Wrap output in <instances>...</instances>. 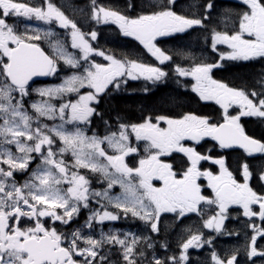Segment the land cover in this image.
<instances>
[{
  "label": "snow or ice",
  "instance_id": "snow-or-ice-1",
  "mask_svg": "<svg viewBox=\"0 0 264 264\" xmlns=\"http://www.w3.org/2000/svg\"><path fill=\"white\" fill-rule=\"evenodd\" d=\"M174 4L175 0H168L159 10L130 16L92 0L88 19L97 26L115 25L123 37L138 41L164 65L172 56L157 46V38L205 28L214 9L208 2L199 17H189L174 11ZM243 4L247 10L238 14L237 28L211 32L212 51H217V45H227L230 51L220 52L216 62L175 67L180 77H191L192 91L202 101L219 105L222 122L193 113L175 119L148 116L139 123L119 122L115 130L105 121L109 131L99 136L95 132L89 135L88 129L94 115L103 119L97 106L106 95L121 89L129 79L162 82L168 72L102 50L98 31L82 30L53 0H43L39 6L28 0H0V264H111L107 253L112 249L120 253L122 264H143L141 258L148 256V264H188L190 248L213 246L214 237L205 236L203 229L217 235H239L224 228L233 205L248 218L251 233L244 247L248 258L264 256V250L257 248V238H264V191L250 186L253 172L247 160L239 162L241 183L223 155H204L185 143L199 144L210 137L221 149L264 155V140L247 134L241 124L242 117L264 119V79L250 87H235L214 78V70L223 61L264 58V0H243ZM21 19L62 29L67 42L57 40L51 43V52H46L40 42L55 35L52 27L44 30L25 25L20 32L17 24ZM97 57L102 60L97 62ZM63 66L74 71L61 83L31 88L34 77L55 76ZM33 92L39 100L26 99ZM73 94L75 98H71ZM232 108L234 113L229 111ZM133 137L147 142L146 155L130 165L126 158L138 153ZM173 153L186 157L175 168L162 159ZM65 154L71 155V164L65 161ZM33 161L36 166L30 169ZM202 161L218 165L219 172L202 170ZM16 173H27L28 179L20 183ZM90 174H98L106 182L103 191L92 187ZM258 176L264 181V168ZM201 179L207 181L212 195L203 194ZM116 186L120 191L113 194ZM93 202L99 207L90 210L85 221L89 230L94 222L102 226L130 216L143 221L151 233H158L163 213L174 214L181 222L196 214L202 227L188 231L178 256L163 257L147 253L155 244L150 235L101 229L97 239L91 231L84 234L77 228L66 233L60 229ZM257 217L260 226L254 222ZM238 255L236 250L221 257L213 248L211 260L213 264H241Z\"/></svg>",
  "mask_w": 264,
  "mask_h": 264
},
{
  "label": "flooded vegetation",
  "instance_id": "flooded-vegetation-1",
  "mask_svg": "<svg viewBox=\"0 0 264 264\" xmlns=\"http://www.w3.org/2000/svg\"><path fill=\"white\" fill-rule=\"evenodd\" d=\"M118 1V2H117ZM29 3L34 4V5H41L43 3V0H28ZM53 2L57 5L60 6L66 13V15L69 16V18L74 19L77 21L79 26H84V29L87 31L89 28L95 29V26L90 25L88 20H87V15L89 11V6L92 5V0H53ZM98 4H101L105 7H112L113 4H122L124 7L125 12L128 11L129 8V0H97ZM142 5V4H141ZM66 7V8H65ZM108 7V8H110ZM114 10V9H113ZM146 10V8H145ZM128 15V14H127ZM24 20L21 19L18 24V30L20 32L25 31V26L28 25L27 23L23 22ZM32 22H30L31 24ZM29 26V25H28ZM56 28V27H55ZM30 30V29H29ZM96 30V29H95ZM59 31V30H58ZM62 33L56 37L57 40L61 42H67V34L64 30H62ZM103 33V40L107 42V45L109 46L110 50L109 53L113 54L118 58V56L121 54V58H126V59H135L138 62L141 63H146V64H151L153 66H160L162 67L165 71L169 70L170 68H174L179 65L181 67H190L192 66V61H194V56L197 57H204V56H209L208 54V48L210 46V41L208 38L205 36L201 35H194L192 32H185V33H177V34H172L170 36H164V37H158L157 38V46L160 47L162 50H165L169 55L172 56V61L166 62L164 65H160L158 61H156L155 57L151 55V57L148 55L146 56V53L148 52L142 45L139 44L138 41H135L133 38L130 37H123L119 30L117 31H112L108 29H102ZM208 33H210L208 31ZM116 35V36H115ZM196 37V38H195ZM207 39L206 44L207 47L205 48V51L202 52L200 55H193V52H197L196 50L200 51L203 49V45L205 46V41ZM55 42V41H54ZM53 42V43H54ZM41 47L45 49L46 52H51V46L49 43V38L43 39L41 42ZM196 43V44H193ZM179 49H189L192 54L189 55H184L178 52ZM69 51H72L69 48ZM147 51V52H146ZM62 64V62H61ZM74 70L68 68L67 66H63L60 71L55 76H50L46 80H36V83L31 82L30 86L31 88H39V87H50L57 85L61 83L67 76L71 75ZM169 73V72H168ZM131 81V79L128 80V82ZM127 82V83H128ZM143 85L149 87L146 83L142 81ZM194 81H192L191 77H186V78H166L163 82L162 85L157 86L158 89L160 87H166L167 90H173V91H180L182 93H195L192 91V84ZM84 90H81L83 92ZM197 94V93H195ZM71 98H75L74 94ZM30 101L33 100H39L40 97L33 92L32 95L28 98H26ZM207 102H213V101H205L204 103ZM207 105H212V103H207ZM220 113V117L213 115H205L200 113L199 111H193V110H182V111H171L168 112L167 115L161 114L164 116H167L169 118H180L182 115L187 114V113H193L196 115H202V116H207L209 117L210 121H220L222 122V111L218 109ZM231 112V111H230ZM161 113V112H160ZM29 114L32 115L33 112L32 110H29ZM159 115H155L153 119L155 120V117ZM45 118H41V120H44ZM49 123V121H46ZM142 122V121H141ZM162 127H165L163 123L161 124ZM88 134H92V127L89 126L88 129ZM186 145L190 146H195L197 151H199L201 154L204 155H211L213 157L220 156V155H225V151H222L215 143L214 140H212L210 137H205L203 140L200 141L199 144H195L192 141H185ZM132 144L135 146L136 141L135 138H132ZM13 149L15 150L14 146ZM111 150H109L110 152ZM233 152H236L235 155L236 157L232 158H226V162L229 165V170L233 172V175L237 177L238 182H243V177L240 173L239 170V162L247 160V162L250 165V169L253 172V175L249 181V184L251 187H253L254 190L256 191H264V181H261L259 179L258 173L259 171L264 168V158H258V157H252V156H247L246 153H244L241 150H231ZM238 151H241L244 153V156L247 157H242L238 154ZM140 152L134 153L127 157L126 159L130 163H136L140 158H142L144 155H146L144 149L140 147ZM229 152V151H227ZM135 157V159L133 158ZM175 158V159H174ZM64 159L70 162L71 155L66 154L64 156ZM162 159L166 160L167 162H172L174 168L176 167V163L181 161V160H186V157H183V154L180 153H173L171 157H163ZM37 161H33L32 164H30V169L35 168ZM71 163V162H70ZM202 170L203 169H210L215 173L219 172V166L212 164L210 161H202ZM83 173L84 171L81 170ZM98 174H90V179L92 182V187L97 190V191H103L104 188L106 187V182L102 179H98ZM15 178L18 182L23 183L24 180L28 179L25 173H16ZM154 183L159 186L160 182L154 181ZM200 183L202 184V191L203 194L205 195H212V191L210 188L207 187V181L204 179H201ZM119 187L116 186L113 191H118ZM102 203H104L102 201ZM99 206L96 203H90L89 208H81L80 213L78 216H75L73 221L68 224V225H60V229L66 233H71L73 230L79 228L82 233L87 234L88 232H93L95 237L99 239V235L97 230L99 229L100 225H96L94 222V228L92 230H89L84 227L85 221L87 220L88 216L90 215V210H95ZM255 207V206H254ZM109 211H114V209L111 208V206L108 207ZM206 213H210V209L205 210ZM243 210L238 206V205H233L229 209V217L225 221L224 228L226 231H230L233 233H239V235H217L215 233H210V230L203 229L204 235H212L214 237L213 239V246L209 247L207 246L206 248V253L210 254L213 251L214 245L218 247V250L214 248L215 251H217V254L220 255L221 257H224L225 255L230 254L233 251L239 250V255L238 259L241 261V264H253V261L255 264H264V256H256L252 257L251 259L248 258L246 252L244 251V247L246 243L248 242V237L249 234L251 233V229L248 227V218L244 217L242 215ZM254 222L257 224V226L261 225V222L259 221L258 217L254 218ZM110 226H115L119 230L123 231H132L137 234H142L145 235L146 232L151 235L153 238L155 244H154V249L156 247H160L162 242V236L165 234L164 231H170V233L173 236V244L175 246L173 250L174 253H179L180 248L179 244L183 240V238L188 234L189 230H192L193 232L198 231L202 227V220L200 216H197L196 214H190L189 217L185 218L183 222L178 221L175 217L174 214L171 213H163L160 218L159 222V232L158 233H151L150 229L146 227L143 221H140L138 219H133L130 216L128 218H121L118 221L115 222H110L106 221L100 228L103 229V231H106L110 229ZM111 229H114V228ZM257 248L258 251L264 250V238L258 237L257 238ZM112 249L107 253L108 260L111 262V264H122V259L121 257H118L117 253H114ZM149 251V249H148ZM156 252V251H154ZM153 255H156L158 253H153ZM161 257V255L159 256ZM208 257L205 258V263L210 264L209 261L207 260ZM143 261V264H148V259H151V257H148V259L141 258ZM212 261V260H211ZM213 264V262H212Z\"/></svg>",
  "mask_w": 264,
  "mask_h": 264
},
{
  "label": "trees",
  "instance_id": "trees-1",
  "mask_svg": "<svg viewBox=\"0 0 264 264\" xmlns=\"http://www.w3.org/2000/svg\"><path fill=\"white\" fill-rule=\"evenodd\" d=\"M208 2L214 4L210 19L205 21V28L196 27L193 30H218L220 26L219 19L227 20V18L231 17L238 19V14L246 9L244 5L235 4L233 2H223L221 0H175V4L172 8L180 15L199 17L204 13V6ZM156 3H162L160 6L162 7L168 3V0H131V7H129L130 10L128 13L135 16L137 14L150 12L153 9L159 10L160 7L158 8ZM142 7H145L146 10L143 11ZM115 8L120 11H125L122 4H115ZM102 29L104 28H99L100 34L102 33ZM210 36L208 37L210 38ZM99 45L102 50H106L107 43L105 40L100 41ZM196 51L197 52H193V55L202 54V50ZM178 52L184 55L192 54L189 49H179ZM208 53L209 56L207 57L194 56V61H218L219 57H216L215 53L211 51L210 48L208 49ZM222 65L221 68L214 70V77L228 83L229 86L250 87L254 84H258L259 81L264 79V58L258 57L249 61H223ZM178 77L175 69L170 68L167 78L175 79ZM163 82L164 81L158 82V84L153 87H147L143 85L142 81H129L127 84L122 85L121 89L111 91L102 99L100 105L97 106L98 112L102 114L103 119L94 115L91 124L93 129L98 134H107L109 128L105 125V121L108 122L112 130H115L119 122L139 123L148 116L167 115L168 112L182 111L185 109L199 111L205 115L214 114L220 117V113L217 112L218 108L216 106L202 103L194 93H182L173 90L168 91L165 86L158 89L157 86L162 85ZM146 87L148 88L147 92H145ZM241 124L249 135L264 140V119L257 117H242ZM235 153L236 152L233 151L226 152L224 156L227 158L236 157ZM238 154L242 157H247L244 156L245 154L241 151H238ZM259 157L262 158L264 155ZM164 232L162 244L167 245V247L161 249V257L169 256L172 249L175 248L173 244L174 239L170 231Z\"/></svg>",
  "mask_w": 264,
  "mask_h": 264
},
{
  "label": "rangeland",
  "instance_id": "rangeland-1",
  "mask_svg": "<svg viewBox=\"0 0 264 264\" xmlns=\"http://www.w3.org/2000/svg\"><path fill=\"white\" fill-rule=\"evenodd\" d=\"M243 1V0H242ZM155 3V2H154ZM157 4V3H156ZM161 4L162 3H158L157 5V7H160L161 6ZM37 6H39V5H37ZM62 11H64L60 6H58ZM142 9H143V11L145 10V7H142ZM65 12V11H64ZM66 14V13H65ZM23 22H25V23H27L29 26H30V28H34V27H40V28H42V29H44V30H46L45 29V27H47V26H49V25H44L42 22H39L38 24H36V22L37 21H27V20H24ZM30 22H32L31 24H30ZM25 26V25H24ZM238 27V19H236V18H231V19H229V20H227L226 22H225V24H224V29L223 30H219V31H232V30H234L235 28H237ZM59 34H61V32H57L54 36H53V38L54 37H58V35ZM50 38H52V37H50ZM207 42V39H206V41H205V43ZM210 45H211V42H210ZM223 51H230V49H228L227 48V45H217V51H213L214 53H215V56L216 57H219V53L220 52H223ZM102 60V58L101 57H97V62H100ZM205 62V61H204ZM222 63V62H221ZM182 78V77H181ZM183 78H186V77H183ZM189 78V77H188ZM83 90V89H82ZM198 95V94H197ZM198 97H199V95H198ZM234 108H232V109H229V111H236V110H233ZM233 112V113H234ZM52 122L51 121H49V124H51ZM146 144H147V142L146 141H136V144H135V147H137L138 148V151H139V153H141L140 152V147H142L143 149H145V146H146ZM13 151H15L14 149H13ZM66 155V154H65ZM67 163H69V164H71L72 163V158L70 159V162L69 161H67V160H65ZM31 168V167H30ZM26 174V176H27V178H28V174L27 173H25ZM115 189V188H114ZM119 191H120V189L116 192V191H113V194H115V193H119ZM101 226H99V229L97 230V232L96 233H98V235H99V233H100V231H101V228H100ZM113 226H110L109 228L111 229ZM114 229H118L117 227H113ZM113 229V230H114ZM109 231V229L108 230H106L105 232H108ZM123 232V231H122ZM124 232H132V231H127V230H124ZM145 235L146 236H149V233L148 232H146L145 233ZM151 236V235H150ZM161 245H163V244H161ZM207 246L208 245H205L203 248H190L189 250H188V253H187V255H188V264H206L205 263V258L206 257H208L207 258V260L209 261V263L210 264H212V261H211V253L210 254H207L206 253V248H207ZM214 248L216 249V250H218V247L216 246V245H214ZM161 249H164L162 246H160V247H156V249H149V251L147 250V253H151L152 254V252L153 253H159V252H161ZM166 250V249H165ZM114 251V253H117L118 254V257H121L120 256V253L116 250V249H114L113 250ZM154 251H156V252H154ZM217 252V251H216ZM147 253H146V255H147ZM180 253V252H179ZM179 253H174L173 251L171 252V255H179ZM160 254V253H159ZM159 254H156L155 256H160ZM171 255H169V256H171ZM148 257H151V256H148Z\"/></svg>",
  "mask_w": 264,
  "mask_h": 264
},
{
  "label": "water",
  "instance_id": "water-1",
  "mask_svg": "<svg viewBox=\"0 0 264 264\" xmlns=\"http://www.w3.org/2000/svg\"><path fill=\"white\" fill-rule=\"evenodd\" d=\"M45 78H46V77H34L33 80H34V79H45ZM224 150L229 151V150H243V149L232 148V149H224Z\"/></svg>",
  "mask_w": 264,
  "mask_h": 264
}]
</instances>
